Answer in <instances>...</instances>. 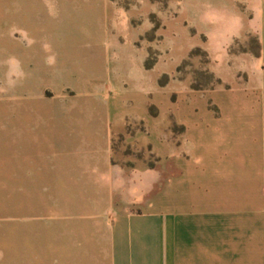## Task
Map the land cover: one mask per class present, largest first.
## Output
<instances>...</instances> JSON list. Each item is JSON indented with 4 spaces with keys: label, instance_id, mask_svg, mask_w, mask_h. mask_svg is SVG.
I'll use <instances>...</instances> for the list:
<instances>
[{
    "label": "crops",
    "instance_id": "0c3cea01",
    "mask_svg": "<svg viewBox=\"0 0 264 264\" xmlns=\"http://www.w3.org/2000/svg\"><path fill=\"white\" fill-rule=\"evenodd\" d=\"M22 2L35 21L37 0H0V7L19 14ZM85 2L96 11L116 4L46 0L62 11ZM185 5L195 11L197 2ZM205 13L213 60L251 36L258 47L257 54L228 53L242 67L222 61L211 69L216 85L205 86L204 97H198L196 68L171 73L155 102L142 83L120 88L108 69L20 68L13 217L32 233L57 235L59 242L37 250L40 258H52L50 264H264V0H211ZM26 54L31 60L39 51ZM116 137L136 147L125 160L114 157ZM32 219L39 224L30 225Z\"/></svg>",
    "mask_w": 264,
    "mask_h": 264
},
{
    "label": "rangeland",
    "instance_id": "374dc122",
    "mask_svg": "<svg viewBox=\"0 0 264 264\" xmlns=\"http://www.w3.org/2000/svg\"><path fill=\"white\" fill-rule=\"evenodd\" d=\"M115 1L114 7H101L100 11L86 2L70 4L62 11L56 5L50 8L46 0H37V8L31 10L35 21L29 20L30 10L24 2L19 14L13 7H0V264H30L31 259L46 264L52 258H40L37 250L59 242L57 235L24 229L20 225L24 220L20 223L13 217V181L19 172L14 160L13 99L18 93L15 84L21 67L69 72L108 69L109 78H115L120 88L137 89L142 83L150 89V101L155 102L156 89L169 82L171 73L183 76L194 68L195 84L202 91L198 97H204L205 86L216 85L211 69L222 61L234 68L242 67L240 61L228 58V53L256 48L251 36L246 42H233L215 60L210 57L206 48L215 43L209 42L205 33V19L209 16L205 8L211 0H196L195 11L187 10L186 0ZM234 23L239 24L236 19ZM30 49L39 51V56L30 60L26 54ZM236 75L244 76L240 72ZM154 112L150 106L149 114ZM149 135L152 140V131ZM115 142L117 159L125 160L126 151H136L124 139L116 137ZM141 153L152 161L148 150ZM39 220L25 221L36 226ZM44 221L41 219L42 224Z\"/></svg>",
    "mask_w": 264,
    "mask_h": 264
},
{
    "label": "trees",
    "instance_id": "16d2710c",
    "mask_svg": "<svg viewBox=\"0 0 264 264\" xmlns=\"http://www.w3.org/2000/svg\"><path fill=\"white\" fill-rule=\"evenodd\" d=\"M254 42L256 44V48L258 47V40L256 38H254ZM256 48H245V49H241V50H246V49H250V50H254L255 53L257 54V50ZM211 76V75H210ZM211 78L213 79V76H211ZM216 81V80H215ZM192 86H195V84H193ZM197 86V85H196ZM198 88V87H197Z\"/></svg>",
    "mask_w": 264,
    "mask_h": 264
}]
</instances>
